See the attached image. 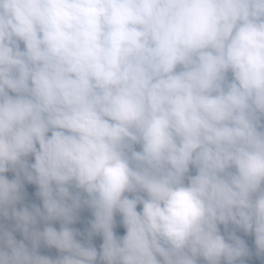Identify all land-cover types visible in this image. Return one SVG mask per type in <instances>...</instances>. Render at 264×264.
<instances>
[{"label":"clouds","instance_id":"obj_1","mask_svg":"<svg viewBox=\"0 0 264 264\" xmlns=\"http://www.w3.org/2000/svg\"><path fill=\"white\" fill-rule=\"evenodd\" d=\"M0 219V264L264 261V0H0Z\"/></svg>","mask_w":264,"mask_h":264},{"label":"trees","instance_id":"obj_2","mask_svg":"<svg viewBox=\"0 0 264 264\" xmlns=\"http://www.w3.org/2000/svg\"><path fill=\"white\" fill-rule=\"evenodd\" d=\"M8 175L11 178L12 174L9 173ZM24 192H25V197L23 200V205L30 206L32 204H36L38 206H42L41 200L39 199V197L36 196V192H37V186L36 185L28 184L25 182ZM78 217L79 218L76 221V223L71 225V227L78 229V230H80L81 233H83V235L78 236L77 239H80L83 242H87V239H86L87 234L85 232V229L89 227L88 219H89V217H92V212L90 209L83 208L78 213ZM0 223L4 224L6 227H9L10 229L12 227H14V223L12 221L0 219ZM54 226L57 229H59V227H60L59 222L54 223ZM41 227H42V225H41ZM229 227L231 228V226H229ZM220 228H221V231L223 232L224 226L221 225ZM14 235L16 236L17 240L23 239V235L19 231H15ZM238 235H241L242 238H244L247 241L250 248H252L253 252H254L253 237L245 236L243 233H238ZM39 253L42 255L51 256L53 258H55L59 255V253L56 249H49V248L45 247L44 245H41V247L39 248ZM249 264H264V261H261L259 258L255 257V255H253L251 260L249 261Z\"/></svg>","mask_w":264,"mask_h":264},{"label":"rangeland","instance_id":"obj_3","mask_svg":"<svg viewBox=\"0 0 264 264\" xmlns=\"http://www.w3.org/2000/svg\"><path fill=\"white\" fill-rule=\"evenodd\" d=\"M91 219H92V217H89L88 221ZM120 219L121 218H120L119 214L117 213V215H116L117 227H116L115 231H116L117 235L123 236L125 234V229L122 226V224L120 223ZM92 243L94 245H96L97 247H99V245L102 243V238L98 235L94 236L92 238Z\"/></svg>","mask_w":264,"mask_h":264}]
</instances>
